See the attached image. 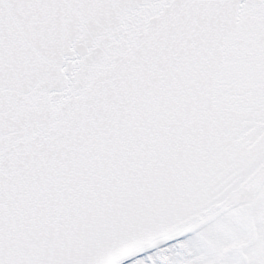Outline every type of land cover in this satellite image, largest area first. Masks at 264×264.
<instances>
[{"label": "snow or ice", "instance_id": "obj_1", "mask_svg": "<svg viewBox=\"0 0 264 264\" xmlns=\"http://www.w3.org/2000/svg\"><path fill=\"white\" fill-rule=\"evenodd\" d=\"M0 264H264V0H0Z\"/></svg>", "mask_w": 264, "mask_h": 264}]
</instances>
